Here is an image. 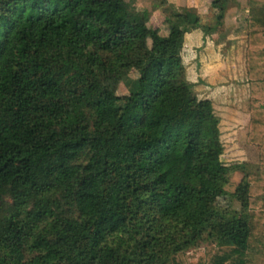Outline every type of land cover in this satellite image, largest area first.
<instances>
[{
	"label": "trees",
	"instance_id": "16d2710c",
	"mask_svg": "<svg viewBox=\"0 0 264 264\" xmlns=\"http://www.w3.org/2000/svg\"><path fill=\"white\" fill-rule=\"evenodd\" d=\"M229 1L213 26L168 5L151 40L133 0H0V264H185L205 239L195 264H264V0H246L259 168L232 195L239 217L215 206L239 165L184 65L186 35L216 34ZM86 71L123 82L120 115Z\"/></svg>",
	"mask_w": 264,
	"mask_h": 264
},
{
	"label": "rangeland",
	"instance_id": "374dc122",
	"mask_svg": "<svg viewBox=\"0 0 264 264\" xmlns=\"http://www.w3.org/2000/svg\"><path fill=\"white\" fill-rule=\"evenodd\" d=\"M169 1L170 0H152L150 7L153 8L154 11H157L160 7L166 6ZM238 3L239 4H237L236 0L228 2L223 22L218 27L217 36H215L213 40L217 49L215 53L217 54V58L212 62L214 65H210L207 70L209 74L212 73L215 76V81H224L227 79L228 81L237 80L242 83L241 70L244 56L247 13L246 6L241 1ZM186 9L189 10V13L183 22L179 23L182 26H184L186 22H190L194 18L195 13L198 14L193 6H187ZM209 14L205 24L207 26H213L218 12L210 10ZM159 23V19L153 18L151 23H148L144 28V30L151 35V40L155 35ZM154 41H151V44H155ZM186 43L187 48L184 52V65L186 67L187 80L194 84V91L199 98H204L205 93L202 89L205 85L202 86L198 82L200 80V54L202 49L195 48L193 38H187ZM161 50L163 52H169L171 47L163 46ZM70 63L74 65L73 61H70ZM226 69L233 72V77H231L230 73L226 72ZM234 71L240 76H234ZM86 74L92 78L94 82L107 86L112 90L117 97L115 114L120 115L125 110V99L128 95V91L123 82L119 78L109 75L96 77L88 71H86ZM238 85L241 86L240 83ZM225 88L224 86V89ZM214 92L215 91H213L212 94L209 93V95L213 99L214 114L220 120L219 131L223 145L221 161L227 167L239 165L238 169H231L226 172L217 183V187L223 194L216 199L215 206L219 210H227L232 213V215L239 217L243 215V211L240 203L237 202L232 195L244 178L257 173L259 168V148L247 143L250 113L249 101L246 94H243L240 90L238 92H233V94H231V92L230 94ZM176 238L179 240L181 237L177 236ZM162 242L165 246L172 247L170 246V240H168V242L163 240ZM209 244L210 242L205 239L197 246L182 251L181 260L185 264H195L197 260L204 255L205 248Z\"/></svg>",
	"mask_w": 264,
	"mask_h": 264
},
{
	"label": "crops",
	"instance_id": "0c3cea01",
	"mask_svg": "<svg viewBox=\"0 0 264 264\" xmlns=\"http://www.w3.org/2000/svg\"><path fill=\"white\" fill-rule=\"evenodd\" d=\"M135 3V7L137 10H147L150 13V21L154 19H159L160 23L158 25L157 30L160 32H165L162 29V23L164 20V16L162 15V9H164L168 5H174L177 8H187V6L191 7L193 6L194 9L198 12V16L201 17L202 21H207L208 16L210 15L211 9V3L214 0H170L166 6L160 7L159 10L154 11L153 8L150 7V4L152 3V0H133ZM242 2L246 6V0H236L237 4L238 2ZM242 6V5H240ZM214 11V10H213ZM247 13V10H246ZM247 18V17H246ZM246 27V26H245ZM246 34V30H245ZM217 36L216 34H213L211 36H204L202 32L196 31L191 34L186 35L187 38H194V45L195 48H201V54H200V63H201V70H200V83L204 88L202 89L205 93L206 97H210L209 93H226V94H233V92H238L239 90L243 92V94H246V97L250 98L249 94V84H248V78H247V71H246V48H247V35H245V42H244V56L242 59V70H241V82L239 81H228L225 79L224 81H215V76L211 73H208L207 68L214 64L212 63L215 61V58H217L216 47L214 45V38ZM218 53V52H217ZM209 63V64H208ZM221 66V65H220ZM228 68V67H227ZM231 70V69H230ZM212 72V71H211ZM226 72L231 74V77H233V72L226 69ZM237 72V71H236ZM227 73V74H228ZM219 75V73H218ZM239 75V74H238ZM237 73L234 71V76H238ZM240 76V75H239ZM241 84L238 85V84ZM224 86L226 87L224 89ZM208 88V89H207Z\"/></svg>",
	"mask_w": 264,
	"mask_h": 264
}]
</instances>
